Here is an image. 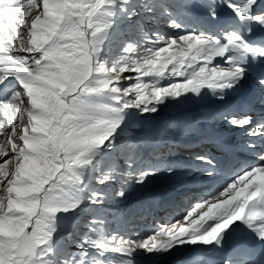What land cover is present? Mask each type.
<instances>
[{
	"label": "snow or ice",
	"instance_id": "snow-or-ice-1",
	"mask_svg": "<svg viewBox=\"0 0 264 264\" xmlns=\"http://www.w3.org/2000/svg\"><path fill=\"white\" fill-rule=\"evenodd\" d=\"M0 137V264H264V0H0ZM245 153L170 221L113 211Z\"/></svg>",
	"mask_w": 264,
	"mask_h": 264
},
{
	"label": "bare ground",
	"instance_id": "bare-ground-1",
	"mask_svg": "<svg viewBox=\"0 0 264 264\" xmlns=\"http://www.w3.org/2000/svg\"><path fill=\"white\" fill-rule=\"evenodd\" d=\"M245 89L244 91L246 92ZM210 103H211L210 97L205 96L203 99L199 101H195V100L187 101V103L185 102L183 105L176 106V107L169 106L168 108L164 110L162 117L160 119L161 121H166L168 119L177 118L178 114L185 112L186 109L198 111V110L205 108V106H207ZM178 109H182V110L177 112L176 110ZM196 143H199V142L195 139L180 143L178 145V148L174 149L175 154H176L175 159L178 161L187 162L191 155L190 149H192L193 147L188 148V147H185L184 145L193 146ZM240 157L242 160L241 166L257 163V158L252 153H245L243 156H240ZM225 158L226 157L224 155L217 156V159L220 161L221 159L224 160ZM194 172H195V169L189 172H184L183 170L178 171L177 174L179 176V181L174 182L176 180H170L173 182V184H177L180 186L179 188H176V189H174L172 185L169 183V179H171L172 177L169 178L166 175H159L157 178L151 181L150 184L152 183L155 184V188L151 194L143 196V199L148 200L151 198L153 194H156L157 199H160L161 197H163L164 199L163 205L160 207H155L153 210H155L156 208H163L166 211L164 214H161V215L157 213L146 215V217H148V220L150 221L151 224L154 221L164 222V221L172 220L174 216H178L180 213L184 212L185 209H187L194 202L198 201L201 197L206 196L208 192L214 191L215 189L219 188L222 184H224L228 176L235 171H233V168L230 167V163L223 164V161H221V168L219 169L218 175L216 176L214 180L203 179L199 175H194L193 174ZM187 183H190L189 186H185L187 185ZM172 199H175V200H172ZM140 200L141 199H139L132 207L125 209L124 211H127V214L135 213L133 210L136 208V206H141ZM171 200L175 202V204L173 203L174 205H172ZM175 205H177V208H174ZM143 221L145 222V220ZM146 225H148V223ZM190 251L191 250H185L184 252L175 253L172 256L167 257V258H160L157 264H173V263L177 264L178 259L182 257L183 255H190ZM197 251L200 253V255L203 258L205 259L208 258V254L203 252L202 249L197 250ZM191 255H195V253H191ZM140 264H150V262L142 259L140 261Z\"/></svg>",
	"mask_w": 264,
	"mask_h": 264
},
{
	"label": "rangeland",
	"instance_id": "rangeland-1",
	"mask_svg": "<svg viewBox=\"0 0 264 264\" xmlns=\"http://www.w3.org/2000/svg\"><path fill=\"white\" fill-rule=\"evenodd\" d=\"M186 103H187V102H186ZM180 110H182V109H178V110H176V111L179 112ZM176 111H174V112H176ZM0 139H2V137H0ZM175 155H176V154H175ZM150 162H151V163H155V161H150ZM160 175H166V176H167V174L164 173V172H162ZM170 180H176V181H174V182L179 181V176H178V174H176V175L173 176L171 179H169V183H170V184H173V182L170 181ZM189 184H190V183H187V185H185V186H189ZM173 185H175V184H173ZM154 188H155V184H153V183H152V184H149V185L147 186L146 189H144V190H142V191L135 192V193L133 194V196L130 198L129 201H126V202H120L118 205H116V206L113 208V210H114V211H118L120 214H127V211H124L125 209L130 208L132 204L134 205V203H136L139 199L143 198V196H146V195H148V194H151L152 191L154 190ZM178 188H179V187H178ZM144 220H145V222H144V221L142 222V223H144V224H147V223H148V225H149V224H150V225L153 224V223H152V224L150 223V221L148 220V217H146V216H145Z\"/></svg>",
	"mask_w": 264,
	"mask_h": 264
}]
</instances>
